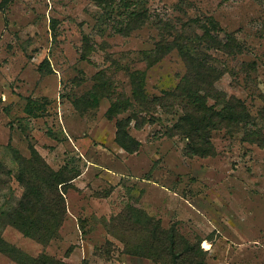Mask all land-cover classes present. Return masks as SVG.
<instances>
[{"label":"rangeland","instance_id":"obj_1","mask_svg":"<svg viewBox=\"0 0 264 264\" xmlns=\"http://www.w3.org/2000/svg\"><path fill=\"white\" fill-rule=\"evenodd\" d=\"M181 82L249 112L211 132V156H187L173 129L180 97L164 96ZM119 123L135 153L116 143ZM261 138L264 0H0V239L23 255L156 264L125 251L141 235L116 217L137 223V209L201 240L206 264H264ZM30 147L73 178L45 244L4 218L24 193L13 152L28 160ZM0 264L17 263L0 251Z\"/></svg>","mask_w":264,"mask_h":264},{"label":"trees","instance_id":"obj_2","mask_svg":"<svg viewBox=\"0 0 264 264\" xmlns=\"http://www.w3.org/2000/svg\"><path fill=\"white\" fill-rule=\"evenodd\" d=\"M164 97L176 100L180 97L183 114L173 129L187 139L186 155L189 157L213 155L214 149L210 142L212 131L239 126L248 123L250 119L241 100L222 99L219 101L220 109H215L207 105L209 96L202 95L200 90L189 86L188 82H181L173 92L165 93ZM116 107L119 108L120 104ZM260 140L261 143L257 144L262 147L264 138ZM115 141L130 154L139 148V143L122 129V123L118 125ZM13 158L18 162L16 178L23 185L24 193L17 205L4 214L5 221L23 236L42 244L48 243L57 237L66 217L64 189L73 178L66 176L69 175L67 171L52 170L33 147L29 148L28 160L17 152H13ZM136 212L137 223L130 220L128 212L116 217L119 224L125 225L126 231L141 235L133 245L123 241L127 254L146 258L156 264H206L207 252L200 248L201 240L191 243L173 226L165 229L160 221L143 211L136 209ZM0 251L17 264H65L44 255L29 258L1 239Z\"/></svg>","mask_w":264,"mask_h":264},{"label":"crops","instance_id":"obj_3","mask_svg":"<svg viewBox=\"0 0 264 264\" xmlns=\"http://www.w3.org/2000/svg\"><path fill=\"white\" fill-rule=\"evenodd\" d=\"M206 247H207V245L206 244H204Z\"/></svg>","mask_w":264,"mask_h":264},{"label":"bare ground","instance_id":"obj_4","mask_svg":"<svg viewBox=\"0 0 264 264\" xmlns=\"http://www.w3.org/2000/svg\"><path fill=\"white\" fill-rule=\"evenodd\" d=\"M204 247H206V246L204 245Z\"/></svg>","mask_w":264,"mask_h":264}]
</instances>
